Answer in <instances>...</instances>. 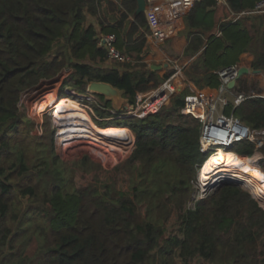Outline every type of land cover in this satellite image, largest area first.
Returning a JSON list of instances; mask_svg holds the SVG:
<instances>
[{
    "label": "trees",
    "instance_id": "1",
    "mask_svg": "<svg viewBox=\"0 0 264 264\" xmlns=\"http://www.w3.org/2000/svg\"><path fill=\"white\" fill-rule=\"evenodd\" d=\"M118 1L121 8L107 0H0V264H176V259L180 264L194 260L264 264V210L249 193L225 183L196 202L193 209L188 207L190 183L208 155L200 151L197 120L189 118L191 124L168 122L188 118L178 112L185 91L174 97L170 107L129 125L135 134V148L116 168L127 178L126 190L105 184L103 188L89 185L68 192L54 183L41 193L39 186L11 184L13 177L25 178L30 171L39 176L47 169L46 164L29 168L22 153L9 162L10 153H5L3 138L22 123L18 102L24 90L51 78L62 66L71 70L70 84L80 91L85 92L90 82H104L122 91L132 103L136 92L144 91L153 81L151 76L98 66L106 55L97 45L94 25L87 23L89 15L96 18L100 33L114 35L118 50L132 43L128 50L141 53L145 44L133 39L139 27L145 26V16L126 24L136 3ZM225 1L222 21L215 20L216 0L194 3L185 17L188 44L184 54L196 55L186 76L211 90L220 85L217 72L239 64L244 53L253 54L254 70L264 71V15L236 21L231 15L252 9L260 0ZM106 5L110 13L117 14L112 24L103 11ZM59 44L61 50L48 61ZM233 90L245 92V82L239 79ZM105 104L110 106L108 101ZM61 107H55L56 115L63 114ZM224 112L252 129H264V98L248 97ZM120 126L117 129L128 130ZM232 149L229 151L248 157L255 152L247 141ZM259 152L264 167V146ZM241 163L239 160L238 181L248 183L249 190L260 186L257 177L263 182L264 178L249 164L245 171ZM15 190L21 197L39 202L33 226L21 212H12ZM259 200L264 202V196ZM171 224L176 230L166 235ZM37 234L44 243L36 259L29 261L26 253L36 243ZM23 235L29 237L19 244Z\"/></svg>",
    "mask_w": 264,
    "mask_h": 264
},
{
    "label": "rangeland",
    "instance_id": "2",
    "mask_svg": "<svg viewBox=\"0 0 264 264\" xmlns=\"http://www.w3.org/2000/svg\"><path fill=\"white\" fill-rule=\"evenodd\" d=\"M59 47L60 44L54 46L47 58L48 61L53 59V57L59 53V51L61 50V48ZM247 54H249L250 57H253V54L251 52H247ZM106 61L107 60L105 59V61H103L102 63H98V66L106 69ZM251 62L248 61V59H244V62L242 64L244 65V67L249 68L250 74L240 78L245 82V87L248 90L242 92L241 95H243L244 97L264 98V71H260V73L258 74H253L252 71L255 70L252 68ZM109 63L115 64L116 62L109 61ZM118 65H123L124 67L128 68V64L126 63H118ZM71 74L72 72L67 66H62L59 71L51 78L42 79L35 87L30 90H24L21 93L18 102V113L22 119V123L17 128L13 130L11 129L10 132L7 133V136L3 138L2 142L4 143L5 148L8 150V152L6 151L5 153H10L8 159L9 162H12L17 156H19V154L22 153L29 168H34L39 165L46 164L47 169L39 176L36 173L37 171H30L29 175L25 178L20 177L15 179V177H13L14 179L11 181V184L13 186L19 184H32L37 187L39 186V192L41 193H43L44 190L52 186L54 183L61 184L62 188L68 192H72L77 187L83 188L89 185L103 188L105 184H110L116 189L124 191L126 190L127 186V178L122 171L116 170V168L123 164L131 156L132 153L125 156L121 161L118 160L117 162L111 161L110 163H105L101 155H98L93 150H88L87 148H85V146L82 144L83 142L79 141L78 139L73 140L72 138H66L65 136L64 137L66 139H64L62 135V126L56 125L50 117V114L43 112L49 106V103L53 102L55 99L57 100L62 96H69L72 97V99H74L75 101L79 102L82 109H84L88 113L95 125L101 127L97 128L99 131L108 129V132L110 130L109 128L117 129L121 127L120 125L125 126L127 129H130L129 125L138 120L133 117H123L126 107L132 105L133 103L124 96L122 97L123 102H116L114 104L110 103V106H107L105 104V99H102L95 94L89 95L90 97L88 98H81L88 94L87 86L85 88V92L80 91L76 87L72 86L70 84ZM149 90L150 87H147V89L141 92L139 91L138 93L145 94ZM235 95V93L232 94V96L228 94V100L233 103ZM173 99L174 97L163 109L170 107ZM59 106H62V112H64L63 105ZM55 107L53 108V110L55 109ZM110 109L116 110L114 111V114L119 113L120 115H122V117L117 118L118 115L115 116L111 114ZM223 114L225 116H228L224 111ZM172 120L181 124H191V120L189 118H183L180 120H175L174 118L168 120V122H172ZM131 132L133 133L132 130ZM103 134H106V132ZM59 135L63 137L62 142ZM133 135L135 136L134 133ZM262 139L264 142V138L262 137V135H256L254 143L257 145L260 141H262ZM64 141L67 143H64ZM255 144H253L255 152L252 156L248 157L240 155L247 158L245 161H243L242 167L245 170V165L249 164V166H251L258 175L264 178V176L256 170V167L254 165L255 163L256 166L264 173V167H261L259 162L260 158H262V154L259 152V149L261 147L257 149ZM232 148H230L229 150H233ZM255 155H258V157L256 158V160H253V157ZM239 160L242 161L243 159L237 158V165ZM6 162V164H9L8 161ZM199 168L196 171L194 180L190 183L191 200L188 204V207L190 209L194 208L196 202L206 198L215 190L214 187H210L208 190L207 188L200 187L198 182ZM236 182H238V177L236 179ZM231 184L238 185L244 191L249 193L251 197L256 200L260 208L264 210V202H261L258 198H255V196L246 186L234 182ZM15 193V199H13L12 203V212H21V216H25L24 218L28 217L29 220H31L29 225L33 226L35 219L38 217L35 209L39 206V202L30 200L27 197H21L16 190ZM172 224L167 227L166 235L172 234L176 230L174 228L175 226ZM24 225L27 224L25 223ZM32 231L33 230L31 229L29 235L32 234ZM29 235H23L19 237L18 243L25 244L26 239L29 237ZM34 239L36 243L32 244L26 253L29 261L36 259V257L41 252V246L44 243V238L40 237L39 234H37L36 238ZM176 264H180L179 259H176ZM190 264L209 263L204 260H194Z\"/></svg>",
    "mask_w": 264,
    "mask_h": 264
},
{
    "label": "built area",
    "instance_id": "3",
    "mask_svg": "<svg viewBox=\"0 0 264 264\" xmlns=\"http://www.w3.org/2000/svg\"><path fill=\"white\" fill-rule=\"evenodd\" d=\"M150 1L151 0H147L148 4ZM169 1L184 2L189 6V8H192L194 3L199 2L200 0ZM216 2L217 4H222L224 3V0H216ZM146 13L147 10L145 14ZM262 15H264V0L258 1L252 9L244 10L234 14L233 21H236L244 16ZM115 42L116 39L114 35L97 32V45L105 52L106 60L121 64L128 63V55L125 52L118 50L115 46ZM240 67L241 66L239 64H236L218 71L217 75L220 79V85L214 92L190 93L183 97V105L179 108L178 112L184 117L192 118L199 122L201 134L200 151L204 155H210L216 148H222L223 150H226L233 147L235 144L244 141L255 144L254 139L256 135H262L264 138V129L260 131L252 129L243 124L233 115L225 116L223 114L225 108L229 107L230 105H233L235 108L239 106L246 98H248L241 94H236L232 103L226 96V94L232 91V89L227 88V85L229 82L235 81L237 79V72ZM184 91V86L181 83H178L175 80V77L172 76L162 82L149 94L137 93L134 97L133 104L126 107L123 117H133L142 120L148 116L156 115L169 103L173 97ZM89 95L91 94L88 93L86 96L81 98H88L90 97ZM69 98L72 99V97ZM75 102L78 104V106H80L79 102ZM50 109L51 107H49L47 110ZM82 110L92 122L89 123L82 120L78 122L76 120L78 122L77 127L84 131L80 133L79 139L86 142L85 148L88 150H93L98 155H101L105 163H110L111 161L117 162L118 160L121 161L125 156L133 152L135 148V136L130 129H128L127 132L120 137H108L98 134L97 128L101 127L95 125L88 113L84 109ZM114 111L116 110L110 109L111 114L115 116L118 115L117 118L122 117V115L119 113L114 114ZM43 113H49L53 122L56 124V119L54 118L52 112L47 111ZM77 113L83 115L82 112ZM223 135H225V140L228 135L230 136L228 142L222 141V143H220ZM60 138L62 142L63 137L60 136ZM64 143L67 142L64 141ZM263 145V139L257 145L255 144L257 149Z\"/></svg>",
    "mask_w": 264,
    "mask_h": 264
},
{
    "label": "crops",
    "instance_id": "4",
    "mask_svg": "<svg viewBox=\"0 0 264 264\" xmlns=\"http://www.w3.org/2000/svg\"><path fill=\"white\" fill-rule=\"evenodd\" d=\"M107 1L121 8L118 0ZM217 5L219 9L216 11L215 20L219 22L222 21V13L227 7V4L224 0V3ZM107 8V5L106 8L104 6L103 11L112 24L116 21L117 14L110 13ZM190 10L191 8L184 2L151 0L148 4L147 13L144 14L146 24L144 27H139V30L133 37V39L137 38V42L139 40L145 41L144 46L141 47V53L132 50L129 51L128 47L133 46V44L130 43L129 45L127 43L128 47L125 45L121 51L125 52L129 57V62L126 63L128 64V68L123 65H118V63L111 64L107 60L106 69H116L120 73H138L144 77L151 76L153 81L148 84L150 90L145 94H149L162 82L172 76L175 77L178 83L184 86L186 95L190 93L214 92L215 90H211L205 86H197L186 76V72L190 71L196 57V55L191 56L184 54L188 44L185 17ZM133 14L134 12L128 15L129 18L126 24L129 25V23L135 22L136 18H134ZM231 15L234 17V13H231ZM87 23L94 25L96 32H100L95 17L90 15L87 16ZM127 28L128 26L126 25V30ZM216 36H218V33ZM244 59H248V61L251 62L253 57H250L247 53L242 54L239 62L241 67H244V65H242ZM137 93L138 92H136V94ZM228 94L232 96L234 90L232 89ZM228 94H226V96Z\"/></svg>",
    "mask_w": 264,
    "mask_h": 264
},
{
    "label": "bare ground",
    "instance_id": "5",
    "mask_svg": "<svg viewBox=\"0 0 264 264\" xmlns=\"http://www.w3.org/2000/svg\"><path fill=\"white\" fill-rule=\"evenodd\" d=\"M63 105L64 107V112L61 116L56 115L57 112L53 110L55 106ZM49 107H51L50 110H47ZM52 112L54 118L56 119V125H61L62 126V135L63 137L65 136L66 138H72L73 140H79L83 142L82 144L85 146L84 141L80 140L79 135L80 133L84 132L81 130V128H78L77 123L82 121L92 123L89 119V117L83 113V110L81 109L78 104L72 100L69 97L62 96L58 100H54L53 102L49 103V106L45 109L44 112ZM77 112H82L83 115L78 114ZM80 118V119H78ZM78 122H77V121ZM110 130L107 132V130L104 131H99L97 129V133L105 136H115V137H120L124 133L127 132L125 129H112L109 128ZM106 134H103L105 133ZM111 134V135H109ZM64 137V139H66ZM225 135L222 136V141L228 142L229 140V135L224 139ZM237 158L243 159L241 166L243 164V161H245L247 158L242 157L235 152L232 153V151L228 150H223L222 148H216L208 157L205 159V161L202 163L201 167L198 170V182L200 187L202 188H207V190L210 188L211 185L219 182L220 180H231L236 182V179L238 177V165H237ZM243 168V167H242ZM254 176V175H253ZM256 177V176H255ZM257 179L260 182V186L255 188L257 186L254 185L253 189H250L252 194L255 196V198L260 199L261 197L264 196V182L260 180L259 177ZM236 183H240L239 181ZM244 186L247 187V184L240 183ZM248 188V187H247Z\"/></svg>",
    "mask_w": 264,
    "mask_h": 264
},
{
    "label": "water",
    "instance_id": "6",
    "mask_svg": "<svg viewBox=\"0 0 264 264\" xmlns=\"http://www.w3.org/2000/svg\"><path fill=\"white\" fill-rule=\"evenodd\" d=\"M136 3V9L134 11V18H137L139 15L141 14H145L147 8H148V2L147 0H134ZM254 74H258L260 73L259 70H255L252 71ZM250 73V70L246 67H240L238 72H237V79L235 81H231L228 83L227 88L228 89H233L238 80L243 77L246 76ZM87 92L90 94H95L97 96H100L102 98L105 99V101H108L112 104L116 103V102H123V92L112 87L110 84L104 83V82H90L87 85ZM232 148V147H231ZM230 148H228L227 150H229ZM234 181L231 180H220L219 182L211 185L210 187H214L217 188L220 185H223L225 183H233ZM236 183V182H234Z\"/></svg>",
    "mask_w": 264,
    "mask_h": 264
}]
</instances>
